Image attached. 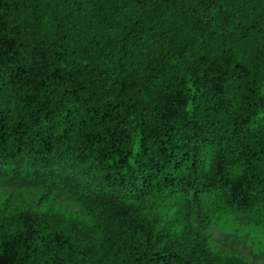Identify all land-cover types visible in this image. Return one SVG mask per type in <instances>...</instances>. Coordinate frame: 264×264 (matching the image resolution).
<instances>
[{
  "label": "trees",
  "instance_id": "trees-1",
  "mask_svg": "<svg viewBox=\"0 0 264 264\" xmlns=\"http://www.w3.org/2000/svg\"><path fill=\"white\" fill-rule=\"evenodd\" d=\"M214 230L264 254V0H0V264L243 260Z\"/></svg>",
  "mask_w": 264,
  "mask_h": 264
},
{
  "label": "rangeland",
  "instance_id": "rangeland-1",
  "mask_svg": "<svg viewBox=\"0 0 264 264\" xmlns=\"http://www.w3.org/2000/svg\"><path fill=\"white\" fill-rule=\"evenodd\" d=\"M74 173L79 175L83 174L80 171H74ZM213 236L216 240H224L223 244L222 242L218 243L215 240L216 244L243 259H236L237 264H264V254L256 256L251 253L248 247L244 244V238L238 239L232 234H222L215 230L213 231Z\"/></svg>",
  "mask_w": 264,
  "mask_h": 264
}]
</instances>
